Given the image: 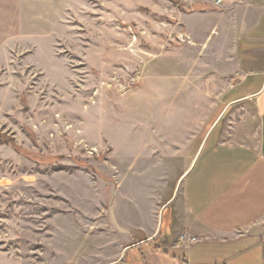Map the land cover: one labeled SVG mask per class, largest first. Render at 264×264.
I'll return each mask as SVG.
<instances>
[{
  "label": "rangeland",
  "instance_id": "obj_1",
  "mask_svg": "<svg viewBox=\"0 0 264 264\" xmlns=\"http://www.w3.org/2000/svg\"><path fill=\"white\" fill-rule=\"evenodd\" d=\"M136 11L141 27L127 20ZM178 11L187 12L182 0L0 1L10 21L0 26L10 31L0 35V264H107L119 226L144 219L153 229V217L136 221L137 208L160 224L171 213L195 138L138 159L112 127L116 99L133 97L145 75L132 64L183 43ZM224 59L221 69H236ZM151 65L162 77L187 71L179 53ZM179 99L195 113L193 97ZM124 109L137 112L133 102Z\"/></svg>",
  "mask_w": 264,
  "mask_h": 264
},
{
  "label": "crops",
  "instance_id": "obj_2",
  "mask_svg": "<svg viewBox=\"0 0 264 264\" xmlns=\"http://www.w3.org/2000/svg\"><path fill=\"white\" fill-rule=\"evenodd\" d=\"M182 2L187 12L174 15L184 24L183 43L132 64L145 75L133 97L116 99L120 118L112 130L123 144H136L138 159L169 151L181 136L195 138L189 150L197 143L196 155L168 224L137 208L127 217H153V229L147 231L144 219L119 226L123 240L107 264H264V0ZM142 15L136 11L127 20L141 27ZM8 19L0 17V26ZM171 53H179L187 68L178 78L152 69L153 61ZM224 58L236 69H221ZM183 95L193 97L195 113L179 106ZM130 102L137 112H126Z\"/></svg>",
  "mask_w": 264,
  "mask_h": 264
},
{
  "label": "trees",
  "instance_id": "obj_3",
  "mask_svg": "<svg viewBox=\"0 0 264 264\" xmlns=\"http://www.w3.org/2000/svg\"><path fill=\"white\" fill-rule=\"evenodd\" d=\"M170 220V214L164 213L163 216V226H166L168 224V221Z\"/></svg>",
  "mask_w": 264,
  "mask_h": 264
},
{
  "label": "built area",
  "instance_id": "obj_4",
  "mask_svg": "<svg viewBox=\"0 0 264 264\" xmlns=\"http://www.w3.org/2000/svg\"><path fill=\"white\" fill-rule=\"evenodd\" d=\"M225 1H227V0H216V3L217 4H221V3H223V2H225ZM229 1V0H228ZM135 78H130L129 80H128V86L130 85V84H133L134 82H135Z\"/></svg>",
  "mask_w": 264,
  "mask_h": 264
}]
</instances>
